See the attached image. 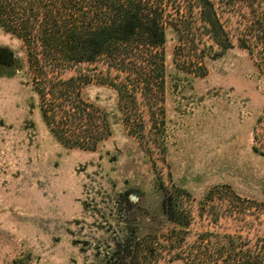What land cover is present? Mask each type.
<instances>
[{"label": "rangeland", "instance_id": "374dc122", "mask_svg": "<svg viewBox=\"0 0 264 264\" xmlns=\"http://www.w3.org/2000/svg\"><path fill=\"white\" fill-rule=\"evenodd\" d=\"M175 1L186 17L165 21L154 58L162 66L133 75L84 64L42 70L44 61L0 27V48L13 54L0 66V264H113L126 239L140 244L126 264H189L175 254L197 248L202 234L239 250L262 240L256 231L247 238V217L222 214L232 203L206 196L264 204V0H209L223 30L209 35L200 0ZM84 75L88 86L58 85L59 100L48 91ZM40 94L92 105L109 137L94 151L64 147L43 119ZM175 187L188 194L191 223L181 250L149 243L169 227L162 201Z\"/></svg>", "mask_w": 264, "mask_h": 264}, {"label": "trees", "instance_id": "16d2710c", "mask_svg": "<svg viewBox=\"0 0 264 264\" xmlns=\"http://www.w3.org/2000/svg\"><path fill=\"white\" fill-rule=\"evenodd\" d=\"M175 2L177 1L0 0V27L16 35L31 56L37 55L36 57L39 56L44 61L42 70L51 65L72 68L84 64L92 65L94 70L102 65L108 71L116 70L133 75L139 72V68L145 71L146 64L150 67L162 66V56L160 61L154 58L165 42V21L169 19L177 22L186 17L181 12L180 5ZM198 9L199 20L206 27L208 35L216 33L218 29L223 31L209 0H200ZM171 25L177 27L179 24H173L172 21ZM226 49L228 46H224L222 51ZM30 61L32 63L31 57ZM12 63L13 54L0 48V66L9 67ZM161 77L159 85L163 88ZM80 82L84 87L88 86L92 77L84 75V82L77 76L66 81H50L52 90L48 91L59 100L63 96L54 90L58 85L76 88ZM118 92L121 95V90ZM40 96L44 99L41 108L43 119L53 136L64 147L94 151L101 141L109 137V130L101 112L92 105L68 96L64 107L63 102H47V94ZM128 123L126 120V125ZM59 124L66 130H61ZM67 125L75 128L68 131ZM214 191L208 193L206 200L212 201L216 197L218 201L232 203L231 208L235 210L222 209V214L230 213V218L236 217L233 213L247 217L248 219L243 220L247 226V238L251 231H256L261 234L262 240L253 246L246 243L245 248L239 250L233 245L228 248L209 244L204 237L211 235L202 234L198 236L200 245L196 244L197 248L190 246L188 250H184L187 251L185 254L180 252L175 254V258L179 256L181 259L182 255L189 264H264V204L259 208L256 202ZM184 196L188 194L176 187L170 192L166 191L162 207L169 227L165 233L151 238V245L156 243L155 240H164L171 250H181L185 241L184 233H188L184 230H189L191 225L182 206ZM115 247V253L111 256L113 264H126L125 261L131 260L135 254L133 248L139 250L140 244L126 239L123 242L118 241Z\"/></svg>", "mask_w": 264, "mask_h": 264}, {"label": "water", "instance_id": "95a60500", "mask_svg": "<svg viewBox=\"0 0 264 264\" xmlns=\"http://www.w3.org/2000/svg\"><path fill=\"white\" fill-rule=\"evenodd\" d=\"M132 200H134V198H132Z\"/></svg>", "mask_w": 264, "mask_h": 264}]
</instances>
